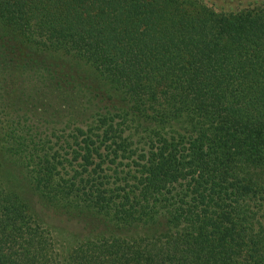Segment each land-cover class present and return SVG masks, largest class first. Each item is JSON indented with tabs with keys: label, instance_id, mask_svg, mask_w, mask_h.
I'll return each instance as SVG.
<instances>
[{
	"label": "trees",
	"instance_id": "16d2710c",
	"mask_svg": "<svg viewBox=\"0 0 264 264\" xmlns=\"http://www.w3.org/2000/svg\"><path fill=\"white\" fill-rule=\"evenodd\" d=\"M0 264H264V3L0 0Z\"/></svg>",
	"mask_w": 264,
	"mask_h": 264
},
{
	"label": "rangeland",
	"instance_id": "374dc122",
	"mask_svg": "<svg viewBox=\"0 0 264 264\" xmlns=\"http://www.w3.org/2000/svg\"><path fill=\"white\" fill-rule=\"evenodd\" d=\"M206 7L214 10L216 13H237L244 10H249L256 5L264 3V0H199ZM14 171L13 173H15ZM18 176L15 179L18 180ZM22 194L27 193V201L33 215L38 221L47 229L52 231L55 238L60 239L61 248L71 246L81 238L77 233L79 231L77 226L71 222L66 221L63 217L54 215L50 211L42 209L39 205V198L31 190H28L23 184L14 183ZM59 245V246H60Z\"/></svg>",
	"mask_w": 264,
	"mask_h": 264
}]
</instances>
